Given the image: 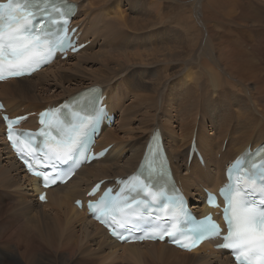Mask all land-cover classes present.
<instances>
[{
  "label": "bare ground",
  "instance_id": "bare-ground-1",
  "mask_svg": "<svg viewBox=\"0 0 264 264\" xmlns=\"http://www.w3.org/2000/svg\"><path fill=\"white\" fill-rule=\"evenodd\" d=\"M71 1L79 5L73 24L80 28L81 43L89 45L66 63L57 60L30 78L0 83V100L16 118L101 86L119 121L102 133L98 149L114 146L104 160L50 189L48 203L42 204L39 183L5 141L0 113V264L17 256L26 264H52L57 254L63 264H234L210 243L191 254L165 243L119 244L74 203L85 199L94 184L135 172L149 136L160 129L192 209L201 216L210 211L203 206L205 190L217 192L225 182V166L247 147L264 144V0H207L222 14L205 5V20L199 0L193 9L166 0ZM118 80L127 84L125 89L114 87ZM136 92L124 108L125 95ZM165 98L175 106V117L188 116L181 123L182 136L173 128L167 105L163 111ZM46 100L53 103L45 105ZM192 111L195 117L188 121ZM199 115L203 121L198 123ZM207 118L213 134L205 131ZM36 120L31 118L27 128L36 129ZM195 137L205 167L196 161L188 165ZM21 259L16 262L25 264Z\"/></svg>",
  "mask_w": 264,
  "mask_h": 264
},
{
  "label": "snow or ice",
  "instance_id": "snow-or-ice-1",
  "mask_svg": "<svg viewBox=\"0 0 264 264\" xmlns=\"http://www.w3.org/2000/svg\"><path fill=\"white\" fill-rule=\"evenodd\" d=\"M54 2L55 0H7L6 3H0V79L3 78L5 71L11 76L23 77L28 71L34 69L35 65L46 64L49 58L53 57L57 48L67 47V50L72 51L78 49L79 42L72 44L66 34L64 28L68 22L66 20L61 21L59 28H57L56 20L53 19L51 27L41 26L38 31H30L31 25L36 22L37 17H42L49 11L43 5L54 4ZM64 15L65 13H62L59 8L56 9L57 17ZM60 33L65 34L62 36ZM84 104L85 107L81 110L83 115L77 114L79 123L74 125L73 135H68L66 140L62 138L55 144L49 145V149L53 153L51 159L56 163L71 159L75 151L74 145L78 147L74 136L79 134L81 129L86 132L88 127L94 126L103 118L104 110L99 106L97 100L85 98ZM93 104L96 107L90 110V106ZM41 123H44L43 119ZM6 134L11 140V132L8 131ZM19 135H24V133ZM28 135L34 139L36 134ZM57 135L63 137L64 133L62 130H58ZM39 136L47 139L51 133L42 130ZM23 162L45 187L50 186L49 179L55 180L54 175L49 177L45 171V168L54 167L55 163L44 164L38 169H34L28 158H24ZM245 195H247L246 192ZM205 196L207 197L206 192ZM39 198L45 199L44 196ZM228 204V209L221 213L226 217L227 229L217 232L216 225H212L211 228H202L199 236L201 243L218 241L221 246L234 253L238 264H264V211L257 212L255 208L245 207L239 202H233L232 199H229ZM112 235L124 242L131 239V236H125L122 231L117 232L115 229ZM165 236L188 250L199 246L194 240L190 244L181 243L170 232L162 233L155 238L164 239ZM146 238L153 237L148 235Z\"/></svg>",
  "mask_w": 264,
  "mask_h": 264
},
{
  "label": "rangeland",
  "instance_id": "rangeland-1",
  "mask_svg": "<svg viewBox=\"0 0 264 264\" xmlns=\"http://www.w3.org/2000/svg\"><path fill=\"white\" fill-rule=\"evenodd\" d=\"M199 1H202V3L201 4H199L200 6H202L203 5V9L201 10V12L202 13H200V16L205 20L206 19V17H207V9H206V7H205V5H208V7H209V10L212 12V13H214L216 16H219L220 14H222V8H215V7H213L210 3L209 4H206L207 3V0H199ZM166 2L167 3H170L171 5H173V6H176V5H181V6H183V5H186V7H182L183 9H193L194 8V6H195V4L197 3V1L195 2V0H179V1H176V0H166ZM175 2H178V4L177 3H175ZM195 2V3H194ZM175 4V5H174ZM190 7V8H189ZM193 12H195V11H193ZM204 12V13H203ZM206 16V17H205ZM215 23V22H214ZM99 51V48L98 49H96V50H94L93 52H90V53H95V52H98ZM70 60V59H69ZM69 60H67V61H69ZM67 61H64L65 63L67 62ZM71 61H73V62H76L77 60H71ZM64 64V63H63ZM170 72L171 73H175V70H170ZM119 82V83H118ZM121 81H117L115 84H114V87H123V89H125L126 87V85H125V83L124 82H121ZM253 88V87H252ZM137 93L138 92H136V93H129V94H126L125 95V93H123V95H125V97H126V101H125V105H124V108H126V107H130L131 106V103L133 102V100H134V98L133 97H135L136 95H137ZM142 93H144V92H142ZM148 93V92H147ZM146 94V93H145ZM146 95H149V94H146ZM150 96V95H149ZM61 100L62 99H60V100H57V101H55L56 102V104L57 103H59V102H61ZM47 102H45L44 104L45 105H47V104H50V103H53V102H48V100H46ZM140 103H138V104H136V106H135V108H139L140 107ZM167 105V107H168V112H167V115H169L170 117H172V118H175L174 119V121H173V128L174 129H176V131L178 132V134L179 135H183L184 134V130H183V127H182V125H181V123H182V121H184V120H186V119H188V116H177V117H175V112L173 111V108L172 107H175L172 103H170L169 102V100L168 99H164V110L163 111H165V109H166V106ZM171 105V106H170ZM128 110H123V113H124V116L125 115H127L128 113ZM118 113V112H117ZM118 116H119V118H120V115H119V113H118ZM194 112L192 111L191 113H190V118H189V120L188 121H191L192 119H194ZM119 121V120H118ZM200 121H203L202 119H201V115H199V117H198V123L200 122ZM197 123V124H198ZM261 123H263V122H261ZM181 125V126H180ZM205 131H207V133L208 134H213V133H215V130H213V126H212V124L210 123V120H209V118H207L206 119V122H205ZM116 127V126H115ZM126 126H124V125H121V129H124ZM118 128H120V126L118 127ZM196 131H198V133H199V129H198V127L196 128V130H195V132ZM118 134L121 136V137H123L124 136V134H123V132H122V130H120V132H118ZM213 137H217L215 134L213 135ZM219 143H221V141H219ZM226 143L227 142H225V146H224V150H225V148L227 149V147H226ZM219 149H220V147H219ZM218 152V151H217ZM225 153H226V151H225ZM223 151H222V154H225ZM221 154V153H220ZM216 157L218 158V160H219V158H222V156L221 157H218V154H216ZM196 203V202H195ZM194 203V204H195ZM8 205H9V203L8 204H6V206L8 207ZM11 205L12 206H14V202H11ZM4 248H7L8 249V246L7 245H5V246H3ZM60 254H57V255H53L52 256V258L54 259V262H55V260H56V262L58 263V264H63L64 262L63 261H61V259H60V256H59ZM12 256V255H11ZM14 256H16V255H14ZM17 258V259H16ZM21 258L20 257H11L8 261H7V264H18V262H19V260H20ZM18 260V262H16ZM50 260V258H48V259H46L45 261L48 263V261ZM76 260V259H75ZM74 260V261H75ZM21 261H23L22 259H21ZM54 262L52 263V264H54ZM71 262H73V261H71ZM70 262V263H71ZM23 263H25L24 261H23ZM26 264V263H25ZM76 264H78V263H76ZM122 264H124V263H122Z\"/></svg>",
  "mask_w": 264,
  "mask_h": 264
}]
</instances>
